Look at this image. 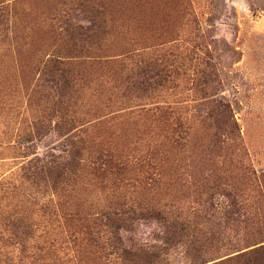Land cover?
Listing matches in <instances>:
<instances>
[{
	"label": "rangeland",
	"instance_id": "1",
	"mask_svg": "<svg viewBox=\"0 0 264 264\" xmlns=\"http://www.w3.org/2000/svg\"><path fill=\"white\" fill-rule=\"evenodd\" d=\"M0 8V264H222L264 244V0ZM76 149L66 180L35 177Z\"/></svg>",
	"mask_w": 264,
	"mask_h": 264
},
{
	"label": "trees",
	"instance_id": "2",
	"mask_svg": "<svg viewBox=\"0 0 264 264\" xmlns=\"http://www.w3.org/2000/svg\"><path fill=\"white\" fill-rule=\"evenodd\" d=\"M2 15L3 13L0 8V17H2ZM46 64L49 66V70L52 71L53 73L58 72L60 70L64 74H69V67L67 66L66 62L60 61L59 59L55 58V59L47 60ZM79 153H80V150L76 149L75 152L72 155H70L69 160L71 161L69 163L61 164V166L58 165L59 167L57 168H53L54 165H47L45 169L41 167L43 170H40V172L37 171L38 176L36 175L35 177H41L40 174L43 171V173L46 172L47 176L50 177V179L52 180L51 181L52 186H55L59 182H63L64 180L68 178L66 177L67 174H64L65 171H63V169H65L68 166H71V169L72 167H78ZM70 170H67V171H70ZM107 219L109 220V217ZM119 219L121 220L122 218H119ZM106 225H109V224L106 222ZM227 261H230V263L228 264H264V244H261L249 250L237 253L232 258H229L226 261H223L222 264L226 263Z\"/></svg>",
	"mask_w": 264,
	"mask_h": 264
}]
</instances>
